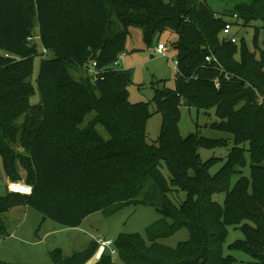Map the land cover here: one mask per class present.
I'll return each mask as SVG.
<instances>
[{"label": "trees", "instance_id": "1", "mask_svg": "<svg viewBox=\"0 0 264 264\" xmlns=\"http://www.w3.org/2000/svg\"><path fill=\"white\" fill-rule=\"evenodd\" d=\"M203 1L0 0V157L13 181L23 169L33 189L0 196V236L7 233L2 215L18 206L75 228L93 213L110 217L120 204L136 201L161 218L146 237L118 234L120 262L106 252L93 264H236L224 252L231 226L244 234L231 248L264 264V39L257 41L256 26L254 50L244 36L238 43L223 36L229 15L264 29V0L225 13ZM132 29L148 48L162 43L165 32L176 36L175 88H158L152 99L162 114L157 143L147 139L151 102L132 103V73L113 67L127 52ZM41 47L53 56H43ZM211 53L218 62L206 61ZM37 57L34 87L27 77ZM79 69L86 77L77 81L72 71ZM36 92L39 112L30 101ZM183 104L214 110L219 120L212 128L231 139L182 136ZM231 140L212 174L223 158L203 161L199 150L228 148ZM179 191L185 199L177 204L170 194ZM217 193L225 194L223 202L214 199ZM183 228L190 236L177 247L159 241ZM97 248L94 241L71 256L60 248L49 256L52 264H87Z\"/></svg>", "mask_w": 264, "mask_h": 264}, {"label": "rangeland", "instance_id": "2", "mask_svg": "<svg viewBox=\"0 0 264 264\" xmlns=\"http://www.w3.org/2000/svg\"><path fill=\"white\" fill-rule=\"evenodd\" d=\"M204 1L211 9L222 13H225V11L231 12L236 5L249 2V0ZM225 18L234 21L231 15ZM240 24L242 23L240 22ZM240 24H236L234 32L240 37L244 36L248 47L254 50L256 34L254 28L255 26L258 27L257 41L259 43L264 39V29L258 23L247 26ZM36 32H39L38 26ZM160 41L167 47L165 51L166 55L155 51L157 45L151 48L146 47L142 41L141 32L132 29L124 59L120 61V65H118L119 63L113 65L114 68H124L132 73V82L129 85V99L132 103L151 102L153 115L147 124V139L150 143L158 142L162 124V114L156 111L155 104L152 102L155 91L158 88H175L177 77V70L174 66L177 52L173 45L176 41V36L171 32H165L161 34ZM42 55L51 57L53 53L47 49ZM40 63L41 58L37 57L33 72L27 77V81L31 82L34 87L39 74ZM72 74L77 81L86 77L84 69L72 71ZM30 101L35 108L34 111L39 112V93L36 92L31 96ZM23 119V117L20 118L18 123H22ZM218 120L214 110H198L195 107L183 104L181 107L179 130L184 137L196 133L209 138L224 137L231 139L230 135L212 128L213 124ZM83 126H86V123ZM99 129L104 132L100 126ZM231 145L232 140L228 148H202L199 150L203 161L212 157L223 158L212 167V174L216 173L224 164ZM17 150L20 151L22 148L19 146ZM162 170L169 176L165 164ZM20 173L22 179L20 181H13L5 173L2 158L0 157V196H5L8 192H11L9 191V186L12 183L32 187L26 182V172L22 169ZM245 173H248V169L245 170ZM236 179L237 176L234 175L231 180L232 184ZM170 196L177 204L185 199V193L182 191L173 192ZM224 196V193H217L214 195V199L223 202ZM119 208L120 210L110 217H105L101 211L93 213L85 218L79 227L72 228L45 217L41 212L32 207H15L7 214L2 215V219L7 226V233L4 236H0V264H52L49 252L55 248H60L65 256H71L75 252L86 249L99 237L115 240L119 233H139L146 237V228L161 218L155 207L136 205V201L122 203L119 205ZM189 236V230L183 228L159 241L167 246L177 247L180 242L187 240ZM243 237L242 231L232 226L229 227L224 249L225 254L233 255L237 259L236 264H257L250 254L243 250L231 248L232 243ZM113 259L116 262H120L117 254L113 255Z\"/></svg>", "mask_w": 264, "mask_h": 264}, {"label": "built area", "instance_id": "3", "mask_svg": "<svg viewBox=\"0 0 264 264\" xmlns=\"http://www.w3.org/2000/svg\"><path fill=\"white\" fill-rule=\"evenodd\" d=\"M237 18H238V16L236 14L233 15L234 21L228 19V21H227V23L223 29V36L225 37V39L231 40L233 43H237L240 40V36H238V34H236L234 32V28L236 26L235 21L237 20ZM166 48L167 47L164 43H160L156 46L155 50L157 53H160L162 55H166L165 54ZM46 50H47L46 48H42V52H46ZM124 55H125V53H122L119 56V58L116 62V65H117V63H119L118 65H120V61H122L124 59ZM206 61L209 63H211L213 61L218 62L217 58L212 53L206 56ZM96 65H97V63H94L93 67L91 69H89V71L91 73L95 72ZM174 66L178 72L179 71V61L177 58L174 60ZM119 69H124V68H119ZM226 78L230 79V77L227 75H226ZM215 85L218 89L221 87V82H220L219 78L215 79ZM9 191H11V193H20V194L30 195V194H32L33 189H32V187H29V186L24 185V184L12 183L9 186ZM95 241L98 243V247L100 249V257L104 253H106V251L108 253H110L112 256L117 254L118 251H117V248L114 244V239L99 237Z\"/></svg>", "mask_w": 264, "mask_h": 264}, {"label": "crops", "instance_id": "4", "mask_svg": "<svg viewBox=\"0 0 264 264\" xmlns=\"http://www.w3.org/2000/svg\"><path fill=\"white\" fill-rule=\"evenodd\" d=\"M156 51V50H155ZM28 206H26L27 208ZM100 249L99 247L97 248L95 254L93 255V257L89 260V262L87 264H93L94 262H97L100 259Z\"/></svg>", "mask_w": 264, "mask_h": 264}]
</instances>
